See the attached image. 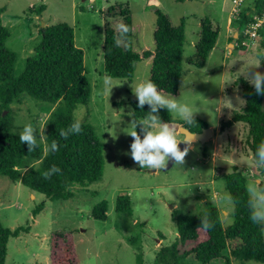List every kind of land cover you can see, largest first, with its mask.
<instances>
[{"label":"rangeland","instance_id":"obj_1","mask_svg":"<svg viewBox=\"0 0 264 264\" xmlns=\"http://www.w3.org/2000/svg\"><path fill=\"white\" fill-rule=\"evenodd\" d=\"M3 5L8 14L21 18H30V5L36 9L44 6L41 27L46 22L48 26L66 24L74 29L75 44L84 53L91 84L89 104L79 106L74 117L92 125L105 143L102 179L81 188L69 201H47L38 216L33 215V210L45 198L0 175V220L11 230L25 228L19 237L10 239L6 264H51V235L62 230L72 231L78 264H137L140 254L144 264H158L160 250L178 238L177 221L198 213L205 204L218 209L225 229L234 224V205L224 179L235 165L236 158L231 157L242 159L236 162L240 170L250 174L248 188L255 186L257 179L264 187V176L252 155L250 158L248 127L235 124L236 128L226 135L219 131L234 112L244 107L242 91L251 85V74L264 72V46L258 41L245 52L236 49V44L230 46L236 31L234 22L239 18L231 15L232 0H0V8ZM113 7L117 10L112 11ZM156 8L168 16L174 27L185 20L186 37L179 91L175 96L161 94L196 111L194 117L206 121L215 135L207 143L194 142L182 165L176 167L170 161L163 170L140 168L127 154L133 138L123 131L133 121L131 103L137 100L132 87L150 81L152 61L136 62L134 78L128 81L110 78L104 71L103 58L106 24L120 32L119 26H124L121 10L128 11L133 20V50L152 51ZM206 18L218 31V40L205 66L197 68L189 62L196 54L201 22ZM41 41V36L31 37L16 24L10 28L6 46L18 54L15 77L24 73L27 60L35 55ZM52 108L48 103L21 96L11 107L16 132L20 133L24 124L45 129ZM171 114L173 119L181 120ZM176 131L183 136L178 128ZM36 135L39 139V132ZM120 195L130 196L132 217L116 213ZM103 201L109 205L107 220H96L92 218L93 208ZM262 230L264 233V227ZM137 236L139 240H131ZM238 244L230 241L228 254ZM245 264L261 263L249 260Z\"/></svg>","mask_w":264,"mask_h":264},{"label":"trees","instance_id":"obj_2","mask_svg":"<svg viewBox=\"0 0 264 264\" xmlns=\"http://www.w3.org/2000/svg\"><path fill=\"white\" fill-rule=\"evenodd\" d=\"M183 1V0H180ZM44 6L36 12L41 14ZM113 7L112 11H116ZM0 8V175L12 182H20L35 194L42 195L45 202L40 203L33 215L38 216L46 207V202L69 201L88 185L102 179L105 172V143L98 137L94 127L80 123L79 134L60 137L61 129H67L77 122L74 112L79 106H87L91 97V84L84 65V53L76 47L74 29L66 24L45 26L40 29L42 41L35 49V55L27 60L26 69L19 77L14 76V67L18 54L7 48L6 42L10 31L2 24ZM250 9H243L234 22L236 29L242 30L250 21ZM120 14L124 26L128 29L123 41L117 46L120 32L108 24L105 29L103 46L104 71L113 79L132 81L135 75V63L151 60L150 81L161 93L177 95L183 76V56L185 45V20L181 26L174 27L168 16L160 9H155L156 29L155 46L152 51L137 53L133 50V20L126 10ZM264 46V31L260 32ZM218 31L208 18L201 22L196 54L189 65L202 68L207 63L210 53L216 47ZM233 39H231V43ZM236 49L247 51L239 34ZM257 44V43H256ZM21 96H28L37 102L50 104L52 112L45 122L44 140H37V147L29 152L27 143H20L11 112L12 104ZM245 105L233 113L232 118L223 123L222 132L235 124H244L249 129V147L253 162L257 147L264 142V95H257L251 85L242 91ZM133 120L142 121L149 115L148 105L137 107V101L131 103ZM5 112H9L5 115ZM163 122L169 123L175 130L184 127L194 134H200L209 128V124L197 117L191 125L183 120H175L167 109H160L156 114ZM140 132V127H137ZM37 137V135H36ZM55 140L56 152L45 151L47 145ZM256 165V163H255ZM52 166L60 169L58 174L45 178V173ZM264 176V169L258 167ZM243 170L234 166L227 174L225 186L234 205V224L225 229L218 209L212 204H205L196 214L187 215L177 221L178 238L157 255L158 264H245L252 260L264 264V233L261 226L249 219L248 200L249 179ZM108 202L103 201L93 208L92 218L107 220ZM116 213L133 216V204L130 196L120 195L116 200ZM201 220L213 224L205 230ZM25 228L11 230L0 220V264H6L8 244ZM72 231H57L51 235V264H78ZM139 236V235H138ZM131 240H139V237ZM55 237V240H54ZM58 239V240H57ZM238 241L237 247L229 251V242ZM188 247V248H187ZM61 258V259H60ZM60 259V262H59ZM137 264H144L142 255L137 256Z\"/></svg>","mask_w":264,"mask_h":264},{"label":"clouds","instance_id":"obj_3","mask_svg":"<svg viewBox=\"0 0 264 264\" xmlns=\"http://www.w3.org/2000/svg\"><path fill=\"white\" fill-rule=\"evenodd\" d=\"M120 38L116 40L117 46L124 39L128 29L120 25ZM192 81L185 82L190 84ZM254 86L257 95H264V72L252 73L249 81ZM133 86V85H132ZM132 91L137 100V107L143 109L148 105L149 115L142 121L133 120L128 127L123 131L126 135L133 138L130 144L129 154L132 160L138 164L140 168H148L150 170L166 169L169 162L179 167L184 163L185 156L188 154L195 135L181 129L183 136H178L177 131L170 126L169 123L163 122L156 115L160 109H167L169 112L175 113L186 124L191 125L194 120V113L189 106L185 104H178L177 99L161 94L157 86L151 81H144L135 84ZM241 102V101H240ZM219 111L218 109L216 110ZM140 127V132H137V127ZM81 131L80 123H72L66 130L61 129L60 137L67 139L69 135L79 134ZM39 132L40 140L44 138V128L36 129L31 124H24L19 133L20 143H27L29 152L37 147L36 133ZM185 145L181 150L179 145ZM58 144L55 140L47 145L45 151L56 152ZM255 163L258 167L264 169V142H262L255 153ZM60 169L52 166L48 172L45 173V178H50L53 174H58ZM253 187L249 188L250 198L248 200L249 219L253 224L264 227V187H260V181H254ZM201 226L205 229H211L213 224L206 220H201Z\"/></svg>","mask_w":264,"mask_h":264},{"label":"built area","instance_id":"obj_4","mask_svg":"<svg viewBox=\"0 0 264 264\" xmlns=\"http://www.w3.org/2000/svg\"><path fill=\"white\" fill-rule=\"evenodd\" d=\"M232 4V16H239L246 8L251 11L249 14L251 21L239 34L243 39V45L252 48L261 37L260 32L264 31V0H232Z\"/></svg>","mask_w":264,"mask_h":264},{"label":"crops","instance_id":"obj_5","mask_svg":"<svg viewBox=\"0 0 264 264\" xmlns=\"http://www.w3.org/2000/svg\"><path fill=\"white\" fill-rule=\"evenodd\" d=\"M152 1H154V0H152ZM2 8H5V12L2 14V17H1L2 18V24L9 31H10V28H12L13 24H16L17 26H19V28H20L21 31L24 30L27 33L29 32L30 33V36L31 37H34V35L40 36V34H39L40 29L43 28V27H45V26H48V23H46V22L43 23V27H41V25H40V22L42 21V17H41L42 16V12H44L46 10L45 7L42 10L41 14H38L36 12L35 13L32 12L31 15H30V18H21L20 16H18V17L12 16V15L8 14L9 10L7 9V7H5L3 5ZM30 9L37 10L36 7L35 6H32V5H30ZM235 128H236V125H234L230 129H227L226 131H223V132L221 131V133L219 131V134L220 135H226L232 129L234 130ZM212 132H213V130H212ZM214 136L215 135L213 133V138H214ZM231 158H236V161H238L239 163L242 162V159H240L239 156H234L233 155ZM250 158H251V153H250ZM236 161H235V165L234 166L240 167V165ZM257 181H259V180L257 179Z\"/></svg>","mask_w":264,"mask_h":264},{"label":"water","instance_id":"obj_6","mask_svg":"<svg viewBox=\"0 0 264 264\" xmlns=\"http://www.w3.org/2000/svg\"><path fill=\"white\" fill-rule=\"evenodd\" d=\"M86 1V0H83ZM239 29H236L235 33H234V38H233V42L230 44V46L235 47L236 41L239 38ZM7 112H5L6 114ZM181 129H185L187 132H190L191 134L195 135L196 139L194 142H200L202 144L207 143L208 141H210L211 138H213V132L210 128L205 129L202 133L200 134H194L191 131H189L188 129L184 128V127H180L178 128V131L180 134L183 135L182 132H180ZM179 147L181 148V150L185 147V145L181 144L179 145Z\"/></svg>","mask_w":264,"mask_h":264}]
</instances>
